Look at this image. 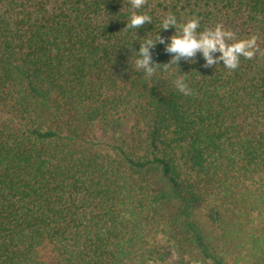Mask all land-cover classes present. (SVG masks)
Returning a JSON list of instances; mask_svg holds the SVG:
<instances>
[{"label":"trees","instance_id":"1","mask_svg":"<svg viewBox=\"0 0 264 264\" xmlns=\"http://www.w3.org/2000/svg\"><path fill=\"white\" fill-rule=\"evenodd\" d=\"M131 11L0 0V264H264V0H146L136 31ZM169 11L255 54L157 43L149 78L135 51Z\"/></svg>","mask_w":264,"mask_h":264},{"label":"clouds","instance_id":"2","mask_svg":"<svg viewBox=\"0 0 264 264\" xmlns=\"http://www.w3.org/2000/svg\"><path fill=\"white\" fill-rule=\"evenodd\" d=\"M146 0H130V7L133 9L129 13V18L124 28L135 29L142 25L152 23V18L146 12H138ZM171 26L175 34L167 37L155 32L154 38L145 39L143 44H139L136 50L135 65L138 71H143L147 77L151 78L157 64L153 60V53L157 43L164 46V51L170 54L169 62L176 65L181 60L185 62H195L197 52L203 58L202 67L209 68L213 65L220 64L230 70H235L240 58L251 59L256 50V36H250L247 39H236L234 33L223 29L219 24L212 28L200 29L199 20L195 17L185 19L183 23H179L175 14L169 11L160 22V29H168ZM228 41H234L229 43ZM212 53H218L215 57ZM176 88L185 95L190 94V89L182 79L175 80Z\"/></svg>","mask_w":264,"mask_h":264}]
</instances>
